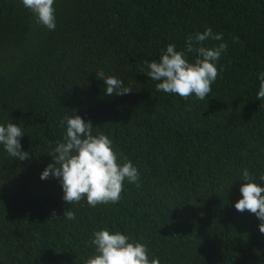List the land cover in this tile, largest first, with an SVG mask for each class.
<instances>
[{
	"label": "trees",
	"instance_id": "trees-1",
	"mask_svg": "<svg viewBox=\"0 0 264 264\" xmlns=\"http://www.w3.org/2000/svg\"><path fill=\"white\" fill-rule=\"evenodd\" d=\"M54 8L48 31L20 0H0V122L21 126L30 153L20 161L0 150V264H83L101 227L146 244L159 264H264L258 218L234 207L240 172H264V100L255 98L264 0H56ZM208 26L228 44L211 93L157 92L140 72L144 61ZM101 69L133 90L106 95ZM73 111L140 172L116 203L68 205L55 178H39L64 131L59 121ZM68 207L76 220L62 218Z\"/></svg>",
	"mask_w": 264,
	"mask_h": 264
},
{
	"label": "clouds",
	"instance_id": "clouds-1",
	"mask_svg": "<svg viewBox=\"0 0 264 264\" xmlns=\"http://www.w3.org/2000/svg\"><path fill=\"white\" fill-rule=\"evenodd\" d=\"M55 3L56 0H20L23 8L32 13L36 24L48 31H54L57 26ZM210 41L219 43H205ZM227 48L223 34L208 26L203 31L188 34L180 49L175 43L167 44L158 59L144 61L140 72L156 82L157 92L175 94L185 100L191 96L205 100L212 91V84L218 76L217 65ZM96 76L103 81L106 95H126L133 90L122 78L106 74L102 69L96 71ZM257 80L255 98L261 101L264 100V71L257 73ZM186 108L191 110L190 105ZM72 113L65 114L59 121L64 131L51 148L52 162L43 168L39 178H55L61 186V198L68 205L81 200H86L90 207L118 202L125 181L139 185L138 168L126 156L115 151L109 135L95 131L90 121L75 111ZM24 133L21 126L10 119L0 122V150L13 159H29L30 153L23 150L20 141ZM238 180L241 181V195L234 202V207L239 212L247 210L254 214L259 220V232L264 234V172L254 176L245 168ZM51 215L56 218L55 210ZM62 218L74 221L76 214L68 207ZM88 244L93 252L83 260V264H159L157 258H150L146 244L118 230L107 227L94 229Z\"/></svg>",
	"mask_w": 264,
	"mask_h": 264
}]
</instances>
